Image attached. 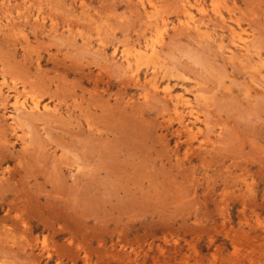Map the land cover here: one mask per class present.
Listing matches in <instances>:
<instances>
[{
  "label": "rangeland",
  "instance_id": "1",
  "mask_svg": "<svg viewBox=\"0 0 264 264\" xmlns=\"http://www.w3.org/2000/svg\"><path fill=\"white\" fill-rule=\"evenodd\" d=\"M0 264H264V0H0Z\"/></svg>",
  "mask_w": 264,
  "mask_h": 264
},
{
  "label": "bare ground",
  "instance_id": "2",
  "mask_svg": "<svg viewBox=\"0 0 264 264\" xmlns=\"http://www.w3.org/2000/svg\"><path fill=\"white\" fill-rule=\"evenodd\" d=\"M160 33H162V32H160ZM155 40V39H154ZM146 46H148V45H146ZM18 101V100H17Z\"/></svg>",
  "mask_w": 264,
  "mask_h": 264
}]
</instances>
